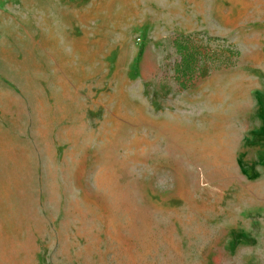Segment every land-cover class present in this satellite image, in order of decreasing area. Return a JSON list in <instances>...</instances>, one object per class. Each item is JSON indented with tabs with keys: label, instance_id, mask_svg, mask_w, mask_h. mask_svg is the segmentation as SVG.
<instances>
[{
	"label": "rangeland",
	"instance_id": "1",
	"mask_svg": "<svg viewBox=\"0 0 264 264\" xmlns=\"http://www.w3.org/2000/svg\"><path fill=\"white\" fill-rule=\"evenodd\" d=\"M0 264H264V0H0Z\"/></svg>",
	"mask_w": 264,
	"mask_h": 264
}]
</instances>
